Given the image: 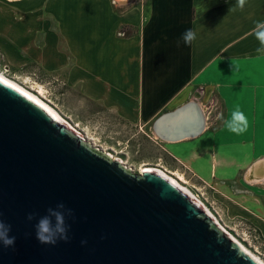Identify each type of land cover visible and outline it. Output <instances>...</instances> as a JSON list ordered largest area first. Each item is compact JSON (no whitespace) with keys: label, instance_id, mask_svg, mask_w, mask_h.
<instances>
[{"label":"crops","instance_id":"crops-1","mask_svg":"<svg viewBox=\"0 0 264 264\" xmlns=\"http://www.w3.org/2000/svg\"><path fill=\"white\" fill-rule=\"evenodd\" d=\"M236 4L0 0V61L14 71L34 63L144 132H153L160 114L198 97L202 132L154 141L175 169L264 239V55L256 53L253 34L255 22L264 21V0H246L243 9ZM188 29L196 38L186 45L181 37ZM237 109L249 123L240 135L225 128Z\"/></svg>","mask_w":264,"mask_h":264},{"label":"water","instance_id":"water-1","mask_svg":"<svg viewBox=\"0 0 264 264\" xmlns=\"http://www.w3.org/2000/svg\"><path fill=\"white\" fill-rule=\"evenodd\" d=\"M197 98L160 114L156 137L202 132ZM204 207L169 179L105 155L0 79V221L15 237L11 246L0 242V264H259ZM49 210L63 214L67 239L42 244L38 220L57 226Z\"/></svg>","mask_w":264,"mask_h":264},{"label":"rangeland","instance_id":"rangeland-1","mask_svg":"<svg viewBox=\"0 0 264 264\" xmlns=\"http://www.w3.org/2000/svg\"><path fill=\"white\" fill-rule=\"evenodd\" d=\"M2 75L49 105L77 131L91 139L92 145L98 146L105 155L123 161L127 167L140 173L149 167L158 168L177 180L190 193L202 191V197L206 198L201 199L202 205L209 209L225 231L264 263V239L257 228L245 219L229 216L219 201L207 193L206 186L195 182L191 175L181 170L182 168L175 169L176 162L154 141V137L157 138L154 132H144L137 125L121 120L65 85L58 76L50 79L41 76L37 71L35 75H31L24 70L13 69H10L7 75ZM159 139L157 138V141L161 140Z\"/></svg>","mask_w":264,"mask_h":264},{"label":"clouds","instance_id":"clouds-1","mask_svg":"<svg viewBox=\"0 0 264 264\" xmlns=\"http://www.w3.org/2000/svg\"><path fill=\"white\" fill-rule=\"evenodd\" d=\"M246 0H237L236 7L243 9ZM235 10V9H231ZM253 34L257 41H259L260 47L256 48V53L264 55V21L255 22ZM182 40L187 45L190 44L196 38V33L191 29L186 30L182 34ZM223 114H218L217 119H222ZM249 123L245 114L239 109L232 111L230 118L225 120V128L236 135L243 134L248 129ZM60 208L63 205H59ZM51 214L56 216L57 226L55 229L51 227V222L48 217H41L36 224V237L42 244H54L57 238L67 239L66 229L64 227V216L61 212H52ZM32 217L30 216L29 219ZM10 226L5 225L3 221H0V242L5 246H11L14 244L15 237L8 235Z\"/></svg>","mask_w":264,"mask_h":264},{"label":"bare ground","instance_id":"bare-ground-1","mask_svg":"<svg viewBox=\"0 0 264 264\" xmlns=\"http://www.w3.org/2000/svg\"><path fill=\"white\" fill-rule=\"evenodd\" d=\"M0 79H2L3 81H5L6 83L12 85L13 87H15L16 89H18L19 91H21L22 93L26 94L27 96L31 97L32 99H34L35 101H37L38 103H40L42 106H44L45 108H47L49 111H51L58 119H60L61 121H66L64 120L55 110H53L49 105H47L45 102H43L41 99H39L36 95L30 93L29 91L23 89L21 86H19L18 84H16L14 81L6 78L4 75H2L0 73ZM199 110L201 111V107L199 106ZM200 122L198 123L200 126H202V118L199 119ZM68 123V122H67ZM121 162V161H120ZM142 173H154L157 175H160L162 177H165L166 179H169L170 181L174 182L175 184H177L179 187H181L182 189H184L186 192H188L193 198L194 196L185 188L183 187L177 180H174L173 178L169 177L167 174H165L164 172H162L160 169L155 168V167H149L146 168L144 171H142ZM196 199V198H195ZM197 200V199H196ZM199 201V200H197ZM200 202V201H199ZM201 203V202H200ZM204 206V205H203ZM205 208V207H204ZM209 212V211H208ZM210 215L213 217L216 225L223 229L221 224L219 223V221L216 219V217H214L211 212H209ZM223 231L250 257H252L257 263L259 264H264L260 259H258L255 255H253L250 251H248V249L241 243L239 242L233 235H231L230 233H228L227 231H225L223 229Z\"/></svg>","mask_w":264,"mask_h":264},{"label":"trees","instance_id":"trees-1","mask_svg":"<svg viewBox=\"0 0 264 264\" xmlns=\"http://www.w3.org/2000/svg\"><path fill=\"white\" fill-rule=\"evenodd\" d=\"M22 70L26 71L28 74L35 75L36 71L41 75V76H46L51 79V76L48 75L41 67L34 63L26 64L22 67ZM258 232H260L257 229Z\"/></svg>","mask_w":264,"mask_h":264},{"label":"built area","instance_id":"built-area-1","mask_svg":"<svg viewBox=\"0 0 264 264\" xmlns=\"http://www.w3.org/2000/svg\"><path fill=\"white\" fill-rule=\"evenodd\" d=\"M120 34H124V33L123 32H120ZM9 70H10V67H8L7 64H1L0 63V72L2 74L5 73L7 75L9 73ZM191 194L194 196V198H196L197 200H199L202 204H203V202L201 201V199L202 200H206L205 197H202L203 196V192L202 191L201 192L200 191H197V193H195V194L191 193ZM207 210L209 211L208 208H207Z\"/></svg>","mask_w":264,"mask_h":264}]
</instances>
